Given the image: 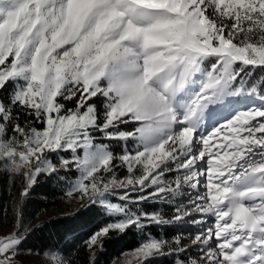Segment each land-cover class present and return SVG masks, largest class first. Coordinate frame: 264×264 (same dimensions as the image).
<instances>
[{"label":"snow or ice","instance_id":"snow-or-ice-1","mask_svg":"<svg viewBox=\"0 0 264 264\" xmlns=\"http://www.w3.org/2000/svg\"><path fill=\"white\" fill-rule=\"evenodd\" d=\"M0 167L22 198L76 173L67 195L110 218L89 251L135 228L140 264H264V0H0ZM16 215L0 264L31 254ZM186 218L201 225L189 242L145 231Z\"/></svg>","mask_w":264,"mask_h":264},{"label":"trees","instance_id":"trees-1","mask_svg":"<svg viewBox=\"0 0 264 264\" xmlns=\"http://www.w3.org/2000/svg\"><path fill=\"white\" fill-rule=\"evenodd\" d=\"M259 77L261 75L255 70L253 79L258 82ZM65 103L69 108L75 105V101ZM76 175L64 170H59L55 177L39 175L27 197L22 198L25 186L22 175L7 172L0 167V238L15 230L16 210L19 208L22 213L20 219L26 230H30L21 248L31 250V254L24 252L19 257L26 264H54L48 257L50 249L57 250L65 264H93V261L95 264H115L116 260L118 264H126L121 259L139 247L141 235L137 229L131 228L123 234L111 231L101 240L103 249L96 246L93 251H89L86 241L110 218L102 214L99 205L83 207L87 202H83L78 193L67 195L69 183L75 180ZM119 175L124 176L126 173L122 170ZM140 207L147 212L159 210L165 218L174 215L170 206L159 202H145ZM187 220L178 225L152 226L145 231L156 237L163 236L169 241L179 238L183 242L182 236L188 233ZM184 256L187 258V254ZM175 259L174 254H165L151 258L146 264H174Z\"/></svg>","mask_w":264,"mask_h":264},{"label":"rangeland","instance_id":"rangeland-1","mask_svg":"<svg viewBox=\"0 0 264 264\" xmlns=\"http://www.w3.org/2000/svg\"><path fill=\"white\" fill-rule=\"evenodd\" d=\"M237 67H239V65H237ZM250 67V66H249ZM256 70H258V72H259V74L260 75H262V70L261 69H259V68H257ZM256 103L258 104L259 102H260V97H259V93L257 92L256 94ZM242 104H245V103H252V101H250V100H245V101H242L241 102ZM27 170V169H26ZM74 182V181H73ZM79 194V193H78ZM80 195V194H79ZM132 195H136L135 193H133ZM193 196L194 197V193H192V192H185V194H184V196L181 198V199H183L184 200V202L187 204V203H189V196ZM110 199L111 200H113L114 202H118V199H117V197L116 196H112V197H110ZM82 201L84 202H87V198H84V199H82ZM100 206V205H99ZM200 218V216H199V214H197L196 215V219H199ZM187 227H186V229H187V231H188V233H186V234H184L182 237L184 238V240H183V242H189L191 239H193L194 238V236H195V234H196V232H198L199 230H200V228H201V225H198V224H193L192 222H191V218H188V220H187ZM207 226H212V225H205L204 227H207ZM188 255V254H187ZM192 255L193 256H195L196 255V253H195V249H193V251H192ZM121 261H123L124 263H126V264H140V262L137 260V258L136 257H134L133 255H132V253H129V254H127L126 256H124L122 259H121ZM115 262V264H118L119 263V261L118 260H116V261H114Z\"/></svg>","mask_w":264,"mask_h":264}]
</instances>
